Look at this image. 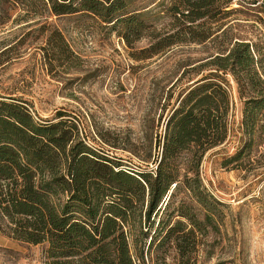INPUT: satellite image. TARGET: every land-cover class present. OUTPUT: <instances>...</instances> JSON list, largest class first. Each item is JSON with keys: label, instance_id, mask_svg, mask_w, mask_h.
<instances>
[{"label": "rangeland", "instance_id": "obj_1", "mask_svg": "<svg viewBox=\"0 0 264 264\" xmlns=\"http://www.w3.org/2000/svg\"><path fill=\"white\" fill-rule=\"evenodd\" d=\"M176 1L115 0L122 8L112 17H134L128 30L123 23L103 21L106 0L90 1L99 13L64 15L50 14L40 0H0V101L25 106L41 124L70 120L92 151L120 169L154 170L167 119L192 84L210 72L211 66L201 65L214 64L221 48L243 43L244 64H254L264 88V0H222L227 14L195 29L211 35L208 40H185L153 53L150 46L159 39L186 34L188 23L174 20L169 11ZM54 30L66 44L63 54L47 45ZM219 76L231 93L228 134L205 153L198 172L220 213L193 256L195 264H260L264 107L252 112L251 124L241 125L247 97H239L232 74ZM185 159L183 154L179 162ZM183 196L176 192L173 205ZM47 249L0 229V264H54Z\"/></svg>", "mask_w": 264, "mask_h": 264}, {"label": "trees", "instance_id": "obj_2", "mask_svg": "<svg viewBox=\"0 0 264 264\" xmlns=\"http://www.w3.org/2000/svg\"><path fill=\"white\" fill-rule=\"evenodd\" d=\"M40 1L53 15L99 13L92 0H78V7L74 0ZM114 1L106 0L103 21L131 29L133 16L112 17L122 8ZM224 4L177 0L169 11L174 20L188 23L186 34L161 38L150 50L158 53L185 40L205 42L211 35L195 29L205 25L203 20L219 21L227 14ZM51 36L47 45L63 54L61 34L54 30ZM242 46L221 48L214 64L201 65L211 66L210 72L173 109L150 172L131 173L95 153L70 120L41 124L25 106L0 101V229L4 226L15 240L47 244L54 264H64L61 259L65 264H195L193 254L220 213L198 172L205 153L228 134L231 93L219 74H232L239 97H247L241 125L251 124L252 112L264 107L263 81L254 64H244ZM183 154L185 163H180ZM181 190L183 199L173 205Z\"/></svg>", "mask_w": 264, "mask_h": 264}, {"label": "built area", "instance_id": "obj_3", "mask_svg": "<svg viewBox=\"0 0 264 264\" xmlns=\"http://www.w3.org/2000/svg\"><path fill=\"white\" fill-rule=\"evenodd\" d=\"M260 264H264V243L261 246V262Z\"/></svg>", "mask_w": 264, "mask_h": 264}]
</instances>
